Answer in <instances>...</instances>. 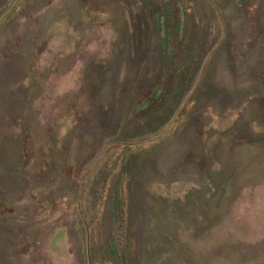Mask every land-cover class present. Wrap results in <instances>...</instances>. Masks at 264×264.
Wrapping results in <instances>:
<instances>
[{
	"label": "rangeland",
	"instance_id": "374dc122",
	"mask_svg": "<svg viewBox=\"0 0 264 264\" xmlns=\"http://www.w3.org/2000/svg\"><path fill=\"white\" fill-rule=\"evenodd\" d=\"M263 11L0 0V264H264Z\"/></svg>",
	"mask_w": 264,
	"mask_h": 264
},
{
	"label": "crops",
	"instance_id": "0c3cea01",
	"mask_svg": "<svg viewBox=\"0 0 264 264\" xmlns=\"http://www.w3.org/2000/svg\"><path fill=\"white\" fill-rule=\"evenodd\" d=\"M27 66H29V64ZM17 67H18V70H17L18 74L22 73V75H24V76L21 77V78H24V79L19 78V80L20 79L24 80L25 86L29 88L28 101H27L28 104H24L25 103V99H24L25 96L24 95L20 99H18L19 100L18 101V106L20 108L19 111H22L21 112L22 123H20L18 128H19L20 133H21L22 129H24L23 131H25V133H27V128L26 127L28 125V127L30 128V125H31V122L29 121V119H32V123H34V120L36 119V117L43 116L46 113H48L51 116V118H52L51 111H52V109L55 108V103L54 104L51 103L50 106H47V104L46 105H42V104H39V103H38V105L35 104L37 102V99L40 100L41 96L44 93H46V90H45L46 89V85H44L43 81L41 82V80H39L38 83H35L34 86H33V82L32 81H30V83L29 82L26 83V81L29 79V77L26 78L25 74L26 73L30 74L31 68L27 67L26 69H24V67L21 68V67H19V65ZM39 68H40L39 64H36L35 69L38 70ZM40 82H41V84H40ZM0 90H4V89L2 87H0ZM0 119H1V115H0ZM24 123L26 124L25 126H24ZM22 124H23V127L21 126ZM28 132H29V130H28Z\"/></svg>",
	"mask_w": 264,
	"mask_h": 264
},
{
	"label": "trees",
	"instance_id": "16d2710c",
	"mask_svg": "<svg viewBox=\"0 0 264 264\" xmlns=\"http://www.w3.org/2000/svg\"><path fill=\"white\" fill-rule=\"evenodd\" d=\"M24 35H28V31H23V32H22V36H21L22 39L26 37V36H24ZM28 36H29V35H28ZM3 50H4V49L0 50V57H1V55H2ZM4 53H5V52H4ZM4 53H3V54H4ZM8 54H9V53H8ZM7 56H8V55H7ZM7 59H8V61H9V59L14 60V57L12 56V58H11V57L8 56Z\"/></svg>",
	"mask_w": 264,
	"mask_h": 264
}]
</instances>
